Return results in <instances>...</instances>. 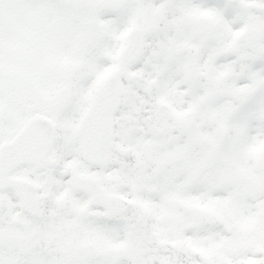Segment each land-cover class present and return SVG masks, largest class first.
<instances>
[{"label":"snow or ice","instance_id":"1","mask_svg":"<svg viewBox=\"0 0 264 264\" xmlns=\"http://www.w3.org/2000/svg\"><path fill=\"white\" fill-rule=\"evenodd\" d=\"M0 264H264V0H0Z\"/></svg>","mask_w":264,"mask_h":264}]
</instances>
